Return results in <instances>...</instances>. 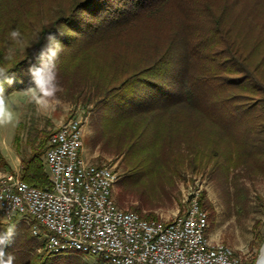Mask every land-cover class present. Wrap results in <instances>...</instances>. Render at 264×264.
<instances>
[{"label": "trees", "instance_id": "1", "mask_svg": "<svg viewBox=\"0 0 264 264\" xmlns=\"http://www.w3.org/2000/svg\"><path fill=\"white\" fill-rule=\"evenodd\" d=\"M25 4L0 0V67L13 78L3 83L5 95L32 86L27 69L44 50L56 79L73 81L76 95L97 107L95 140L123 158L125 191L155 181L163 160L169 164L177 154L190 169L211 163L226 174L248 159L264 161V0H73L48 28L4 43V20L16 25ZM57 42L66 48L48 45ZM113 42L107 69L91 60L90 53ZM50 134L35 136L20 160L19 175L30 185L50 186L44 163ZM239 190L235 203L243 207ZM154 193L151 199L170 195ZM198 201L207 208L202 192ZM6 228L0 224V232ZM38 245L25 231L6 252L14 264H57L52 253H36Z\"/></svg>", "mask_w": 264, "mask_h": 264}, {"label": "built area", "instance_id": "2", "mask_svg": "<svg viewBox=\"0 0 264 264\" xmlns=\"http://www.w3.org/2000/svg\"><path fill=\"white\" fill-rule=\"evenodd\" d=\"M80 118L51 132L44 151L49 187L30 185L18 172L0 175V214L31 216L33 235L47 253L76 250L95 264H244L233 248L209 237V215L199 191L171 219H147L117 205V173L83 155Z\"/></svg>", "mask_w": 264, "mask_h": 264}, {"label": "rangeland", "instance_id": "3", "mask_svg": "<svg viewBox=\"0 0 264 264\" xmlns=\"http://www.w3.org/2000/svg\"><path fill=\"white\" fill-rule=\"evenodd\" d=\"M72 1L27 0V4L19 9L17 16L13 19L14 23L17 22L16 25L4 20L6 34L3 42L10 44L17 40L26 41L35 29L42 26L48 28L55 14L62 8L69 9ZM160 29H162L161 26ZM13 30H18L20 33L17 40H13L10 36ZM249 35L252 37L253 34ZM61 44L63 43L57 42L48 45H56L58 50H64L66 47L63 45L62 47ZM116 44L117 42L109 43V49L100 48L96 51L98 52L96 55H93L96 52H92L89 57L96 64L103 65L107 69L111 46ZM134 53L136 54L135 51ZM102 61L106 65L101 64ZM59 73L64 74L62 71ZM62 77L59 75L56 79L58 90L55 96L49 99L50 107L47 110H42L33 103L26 89H14L6 94L9 105L18 116V123L0 127V175L7 172L19 173L22 155L29 152L35 136L41 138L43 134L52 132L56 126L71 117L80 118L84 157L96 164L109 165L117 173L113 195L118 206L130 210H136L137 206L140 213L148 211L152 213L153 217L147 219L165 221L180 213L186 205L187 198L198 190L203 194L204 204L207 207L205 209L209 215L208 232L216 240L231 246L244 264H249L251 260L254 261L253 264L255 263L260 247L264 243V161L259 158L248 159L245 164L230 168L226 174L217 172V168L211 163L204 168L190 169L185 166L187 161H183L177 154L173 162L169 164L163 160V168H161L163 175L157 177L155 181L150 178L142 187L138 184L137 188L143 189L142 196L137 193L140 190L125 191L119 184L126 170L123 158L121 155L109 154L95 140L94 116L97 107L85 103L81 96L76 95L79 89L75 88L74 82L66 77L64 81H61ZM237 188L242 189L241 194H244L247 200L243 207L235 203L234 192H240ZM161 189L169 190L170 195L151 199L154 197V190L161 191ZM122 195L124 196L121 197ZM147 198L159 205L147 208L146 204L149 201L146 200ZM33 222L34 218L31 216H15L12 220H6L0 214V224L7 227L15 225L16 237L27 231L36 243L40 244L35 248V252L46 255L41 245L42 237L33 235L31 232ZM49 258L57 260V264H95L96 262L95 256L76 250L53 253Z\"/></svg>", "mask_w": 264, "mask_h": 264}, {"label": "clouds", "instance_id": "4", "mask_svg": "<svg viewBox=\"0 0 264 264\" xmlns=\"http://www.w3.org/2000/svg\"><path fill=\"white\" fill-rule=\"evenodd\" d=\"M13 40L20 37L18 30L10 33ZM44 50L40 54V63L30 65L27 69V75L30 77L31 85L25 91L30 96V100L40 109L47 110L50 107L49 99L55 96L58 90L56 83V73L54 65L50 66ZM50 55H55L51 52ZM11 84L13 78L9 77L4 68L0 67V127L13 123H18V116L8 103L7 96L4 93L3 83ZM16 226L9 225L5 231L0 232V264H14L15 256L6 252V249L13 243L16 237Z\"/></svg>", "mask_w": 264, "mask_h": 264}, {"label": "bare ground", "instance_id": "5", "mask_svg": "<svg viewBox=\"0 0 264 264\" xmlns=\"http://www.w3.org/2000/svg\"><path fill=\"white\" fill-rule=\"evenodd\" d=\"M255 264H264V243H262Z\"/></svg>", "mask_w": 264, "mask_h": 264}, {"label": "crops", "instance_id": "6", "mask_svg": "<svg viewBox=\"0 0 264 264\" xmlns=\"http://www.w3.org/2000/svg\"><path fill=\"white\" fill-rule=\"evenodd\" d=\"M208 234H209V237H210L211 239L216 240V238H215L213 235H211L210 233H208Z\"/></svg>", "mask_w": 264, "mask_h": 264}]
</instances>
